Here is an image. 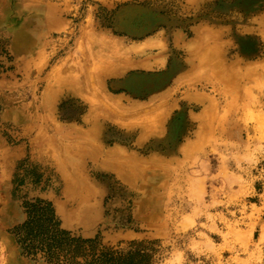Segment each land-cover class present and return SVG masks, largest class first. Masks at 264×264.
Instances as JSON below:
<instances>
[{
    "label": "rangeland",
    "instance_id": "rangeland-1",
    "mask_svg": "<svg viewBox=\"0 0 264 264\" xmlns=\"http://www.w3.org/2000/svg\"><path fill=\"white\" fill-rule=\"evenodd\" d=\"M35 197L151 264H264V0H0V264H51Z\"/></svg>",
    "mask_w": 264,
    "mask_h": 264
},
{
    "label": "trees",
    "instance_id": "trees-1",
    "mask_svg": "<svg viewBox=\"0 0 264 264\" xmlns=\"http://www.w3.org/2000/svg\"><path fill=\"white\" fill-rule=\"evenodd\" d=\"M36 174V173H35ZM37 176V175H36ZM25 218L11 229L23 256L51 264H151V241L105 245L98 234L83 237L61 226L50 201L24 200Z\"/></svg>",
    "mask_w": 264,
    "mask_h": 264
},
{
    "label": "crops",
    "instance_id": "crops-1",
    "mask_svg": "<svg viewBox=\"0 0 264 264\" xmlns=\"http://www.w3.org/2000/svg\"><path fill=\"white\" fill-rule=\"evenodd\" d=\"M119 76V75H118ZM5 180H6V177H5ZM20 261H22V260H20ZM24 264H26V262L25 261H22Z\"/></svg>",
    "mask_w": 264,
    "mask_h": 264
}]
</instances>
